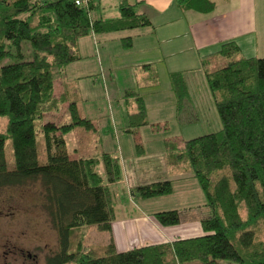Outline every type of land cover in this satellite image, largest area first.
<instances>
[{
    "label": "trees",
    "instance_id": "16d2710c",
    "mask_svg": "<svg viewBox=\"0 0 264 264\" xmlns=\"http://www.w3.org/2000/svg\"><path fill=\"white\" fill-rule=\"evenodd\" d=\"M79 1V4H76ZM181 9L210 12V0H174ZM95 0H0V187L39 181L43 208L57 233L58 250L43 264H264V239L257 238L264 221V58L238 57L237 45L222 44L226 60L206 73L222 127L218 131L167 142L170 163L185 161L198 181L208 215L200 219L202 235L118 251L112 238L116 195L112 184L122 179L118 157L101 150L73 158L66 135L75 127L94 129L80 115L78 91L65 81L66 66L80 59L78 40L92 33L134 29L151 24L134 5L119 0L116 18H92ZM132 45L123 39L124 48ZM180 110L189 95L180 72L170 74ZM58 80L63 91L57 96ZM126 131L148 123L143 97L126 90ZM66 105L69 120L42 122L44 113ZM101 164L104 176L96 168ZM141 198L172 192L170 180L131 190ZM160 226L180 223L176 209L158 211ZM95 226L110 234L103 253L81 246L84 229ZM80 231V232H79ZM80 233L76 248L72 238Z\"/></svg>",
    "mask_w": 264,
    "mask_h": 264
},
{
    "label": "rangeland",
    "instance_id": "374dc122",
    "mask_svg": "<svg viewBox=\"0 0 264 264\" xmlns=\"http://www.w3.org/2000/svg\"><path fill=\"white\" fill-rule=\"evenodd\" d=\"M95 2L98 3L97 6L90 10L92 18L110 19L119 16V0ZM145 32V28L138 27L134 30L110 33L106 42L97 35L93 36L92 32L82 37L88 39L91 44L86 43L88 49L81 51L84 58L79 61V66L70 69L69 77L79 78L77 80L80 94L84 100L79 103L78 109L82 116L92 120L95 130L75 127L66 135V147L71 157L91 154L95 151L96 145L100 144L105 150L117 153V134L121 140L126 137L127 147L131 146L136 152L141 150L140 146L160 150L168 141L180 145L186 139L221 129L222 124L208 86L206 72L224 66L227 60L222 58V63L217 62L216 67L210 62L211 66L208 68L204 65L202 69L182 73L187 82L189 95L183 107L178 110L177 98L169 99L168 94H165L164 89L169 86L165 76L160 80L161 88L158 95L148 93L150 90L139 88L137 85L138 78L143 72V64L149 62L146 58L142 64L133 67L136 60L143 58L142 52L149 49L145 47L147 44L144 40L149 42L148 35H143ZM126 36L133 38L132 48L122 47V38ZM85 64L88 66V73L83 71ZM59 83L58 81L55 85L56 93ZM128 89L141 95L145 106L147 105L148 123L134 133L126 131L128 107L123 95ZM67 120L69 116L66 106L63 105L56 111L44 113L42 122L52 121L60 124ZM5 123L6 120L0 118V131L4 130ZM98 139L100 143L96 144ZM165 166L163 157L154 155L150 166L138 170L137 174L142 176L149 172L155 176L165 173ZM96 170L104 176L101 164ZM128 174L132 179L130 168ZM122 175L125 176L123 169ZM131 179L130 182L133 183ZM124 180L127 182L126 176ZM142 181L146 182V179ZM156 197L152 199L138 196L133 201L127 199V204L123 198L121 208L124 211L120 214H126L128 207L133 208L136 213H149L159 208L178 209L183 223H186L197 219L198 216L206 215L209 210L204 192L196 178L174 181L170 194ZM43 203V190L39 181H29L20 186L0 187V264H43L47 256L58 250L57 233L51 226ZM192 205L195 207L193 206L191 211L184 210L185 207ZM79 232L72 238V250L76 248L81 237ZM81 233H83L81 246L84 250L91 248L97 253H103L110 234L98 230L95 226H90ZM256 234L257 238L264 239V221L260 223ZM19 248L35 254L36 258L31 260L23 257L18 251Z\"/></svg>",
    "mask_w": 264,
    "mask_h": 264
},
{
    "label": "crops",
    "instance_id": "0c3cea01",
    "mask_svg": "<svg viewBox=\"0 0 264 264\" xmlns=\"http://www.w3.org/2000/svg\"><path fill=\"white\" fill-rule=\"evenodd\" d=\"M127 1L135 4L134 10L147 16L151 22L150 25L143 26L146 30L143 35H148L147 37L149 38V42L144 40L147 44L145 47H149V49L142 52L143 58L141 60H136L133 63L135 68L142 64L146 58L148 59L149 62L143 64V72L137 81L139 88L150 90L148 93H156L158 95L161 88L160 80H163L165 76L169 81V86L164 89L165 94H168L169 99L175 98L176 95L170 83V74L173 72L187 73L199 70L204 68V65H207L208 68L211 66L210 62L216 67L217 62L222 63L223 61L222 58L224 57L219 54V51L222 44L226 42L232 41L237 45L239 49L238 57L264 58V0H210L214 3V8L210 12L181 9L174 0ZM115 32L118 31L102 33V35L92 33V35H97L106 42L110 37L109 34ZM126 37H131L132 45L129 48H132L134 45L132 36ZM124 38H122L123 48ZM88 42L91 44L88 39L80 38L78 40L77 49L81 58L70 62L66 66L65 81L68 87L77 89L79 96L78 105L84 100L80 94L77 80L79 78L77 76H74V78L69 77V71L71 68L79 66V61L84 58L81 51L82 49H88L86 46ZM87 67V64H85L83 67L84 73H88ZM58 81L60 86L57 93L55 89L57 96L63 91V84L61 80ZM130 104L133 106L134 103L127 101V107ZM145 108L147 116V105ZM89 120L92 122L91 119ZM140 128L142 126L138 127L137 130ZM116 136L118 138V154L105 150L100 144L96 145L95 151L91 154L72 156L73 158L89 157L103 150L118 157L120 161L124 175L128 180L125 182V176H122L123 178L120 181L111 186L112 191L116 195V219L112 223V238L116 249L118 251H126L133 247L162 244L177 239L202 235L200 219L209 214L210 209L208 206L209 210L206 215L198 216L197 219H192L186 223H183L180 217V223L173 226H160L153 218L155 212L163 211L166 208H159L149 213H136L133 208L128 207L126 214H120L121 211H124L121 208L123 198L125 199V204H127V199L133 201L138 197L131 192L136 186L160 180H170L173 183L174 181L187 180L194 177L187 162L170 163L166 148L167 142L163 144L160 150L146 149L144 146H140L141 150L135 152L131 146L127 147L126 137L121 140L119 134ZM99 143L98 139L96 144ZM122 143L125 145L123 146ZM154 155L163 157V161L166 162V172L155 176L145 172L144 175L138 176L137 171L150 166V161ZM129 168L132 179L128 174ZM130 179L133 183L130 182ZM144 179H146V182L142 181ZM193 206L185 207L184 210L191 211Z\"/></svg>",
    "mask_w": 264,
    "mask_h": 264
},
{
    "label": "flooded vegetation",
    "instance_id": "af4514ba",
    "mask_svg": "<svg viewBox=\"0 0 264 264\" xmlns=\"http://www.w3.org/2000/svg\"><path fill=\"white\" fill-rule=\"evenodd\" d=\"M18 251H20V253H21V255H22L23 257H27V258H29V259H31V260H33V259L36 258V255H35V254H32V253H30V252H28V251H24V250L21 249V248H19ZM7 255H8V252L5 253V256H7Z\"/></svg>",
    "mask_w": 264,
    "mask_h": 264
},
{
    "label": "built area",
    "instance_id": "2783aa9c",
    "mask_svg": "<svg viewBox=\"0 0 264 264\" xmlns=\"http://www.w3.org/2000/svg\"><path fill=\"white\" fill-rule=\"evenodd\" d=\"M76 4H79V1H76Z\"/></svg>",
    "mask_w": 264,
    "mask_h": 264
}]
</instances>
